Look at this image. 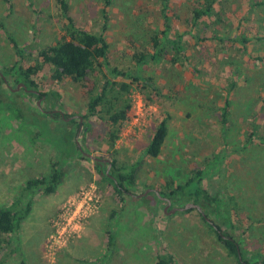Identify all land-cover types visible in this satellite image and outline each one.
<instances>
[{
	"label": "rangeland",
	"instance_id": "rangeland-1",
	"mask_svg": "<svg viewBox=\"0 0 264 264\" xmlns=\"http://www.w3.org/2000/svg\"><path fill=\"white\" fill-rule=\"evenodd\" d=\"M65 1L66 15L58 0H0V71L19 60L24 67L40 64L37 51L54 45L73 26L98 34L105 25L109 69L126 75L115 78L116 87L131 83V94L121 93L131 103V114L109 147L110 127L87 112L89 91L101 83L100 75L81 84L57 83L40 65L32 77L37 94L12 89V106L0 108V206H8L28 180L48 175L54 162L66 173L54 194L35 192L17 235L19 252L0 251V264H155L159 252L173 254L178 264H237L196 210L166 214L165 201L155 192L141 196L149 189L168 192L200 169L211 197L234 196L237 203L231 211L234 231L222 221L223 207L210 199L203 208L207 217L247 251L249 263L257 261L258 253L264 255V0H217L194 26L192 13L204 8V0H167V37L174 41L184 34V55L174 56L167 47L145 64L135 55L156 52L151 38L160 39L163 30L158 0ZM226 99L229 112L222 123ZM54 112L66 117L51 116ZM165 117L168 134L161 153L149 157L145 148ZM80 154L113 159L117 168L142 161L132 196L120 201L100 179L94 160H82ZM82 192L95 195L97 210L77 235L51 245L54 217ZM185 203L176 198L167 212ZM108 222L119 244L110 262L102 258Z\"/></svg>",
	"mask_w": 264,
	"mask_h": 264
},
{
	"label": "trees",
	"instance_id": "trees-1",
	"mask_svg": "<svg viewBox=\"0 0 264 264\" xmlns=\"http://www.w3.org/2000/svg\"><path fill=\"white\" fill-rule=\"evenodd\" d=\"M204 1V8L198 7L194 9L192 13V20L194 21L193 26L196 24L195 21L199 18L204 15H209L212 12L217 0ZM58 3L62 14L66 15L68 12L66 1L58 0ZM158 4L163 25V30L160 33L162 39H159L156 34L151 38L152 46L156 52H144L135 55V59L139 64H145L159 58L167 47L174 50V56L184 55L185 49L182 45L184 34L175 36L174 41H170L167 37V32L170 30L167 0H158ZM105 32V25L102 28V32L98 34L73 26L72 29L67 30L65 35L54 45L43 47L37 51V58L40 64L24 67L23 64H21L22 61L19 60L11 67L1 70L0 72L3 76H0V108L3 107L6 108L5 110H8L10 106H12V103L8 100L12 96V89L18 84H24L28 90L38 91V85L32 77L37 73L40 65H45L51 70V78L57 83L65 79H70L73 83L81 84L88 81L92 75L96 77L100 75L101 80L99 81H101V83L89 91L87 112L89 116H96L110 127L107 133V144L109 147H113L116 140L119 138L121 123L131 114V103L123 99L121 93L130 95L132 88L131 83H121L119 89L116 87L117 83L115 82V78L126 77V75L116 69H109L108 55L110 46L106 40ZM10 41L13 43L18 57L21 59L22 51H20L12 38H10ZM244 42L245 39H242L243 44ZM173 61L175 64L177 58L174 57ZM133 80L139 81V78L134 77ZM141 80L143 85L148 84L151 87V83H148V79ZM39 96L42 97L45 95L42 94L38 95V97ZM145 100L147 102L150 101L148 98H145ZM222 110V123H225L229 112V101L227 99L224 102ZM18 113H21V111ZM50 115L53 117H61L57 112L51 113ZM64 116L66 117V115ZM168 119L169 117L163 118L154 129L149 143L145 148V155L152 158H156L160 155L168 134ZM80 158L82 160L89 159L83 154H80ZM99 159L101 161H94V168L100 179L111 185L120 201H123L124 197L132 196L130 190L136 187L142 161H136L132 164L117 168L115 160L111 159L107 163L103 162V158ZM108 165L111 166V170L107 173L103 168ZM65 173L66 170L61 166V163H52L48 175L28 180L21 189L19 195L15 197L8 206H0V251L7 249L10 253L19 252L17 235L19 234L22 222L31 212L33 195L38 191L45 195L54 194L59 185L62 184ZM204 174L205 170L200 169L192 173L190 177H187L182 185L175 186L168 192L159 191L158 193L161 197L169 201L182 198L187 203L200 206L202 213H199L196 209H188L185 212L188 213L191 210H196L203 223L216 236L217 240L221 242L227 255L234 258L237 264H264V255L261 253L257 254V261L249 263L246 259L247 251L240 247L232 236L223 231L220 226L213 223L207 217L203 208L206 201L210 199V201L223 207L225 216L222 221L231 231H234L235 225L232 221L231 211L236 210L237 203L235 202L234 196H229L224 199L220 197H211L201 184L204 179ZM202 214L205 217L202 216ZM113 217L112 213L110 220H112ZM206 219L211 223H208ZM104 234L106 253L102 258L110 262L116 257L119 244L115 230L109 222L105 226ZM238 252L240 253L241 261ZM155 264H178V261L173 254L159 252L156 256Z\"/></svg>",
	"mask_w": 264,
	"mask_h": 264
},
{
	"label": "built area",
	"instance_id": "built-area-1",
	"mask_svg": "<svg viewBox=\"0 0 264 264\" xmlns=\"http://www.w3.org/2000/svg\"><path fill=\"white\" fill-rule=\"evenodd\" d=\"M83 198H71L58 211L52 221V233L49 237L51 245L65 244L71 237L77 235L81 228V223L97 210V199L87 196L84 192L80 193Z\"/></svg>",
	"mask_w": 264,
	"mask_h": 264
},
{
	"label": "water",
	"instance_id": "water-1",
	"mask_svg": "<svg viewBox=\"0 0 264 264\" xmlns=\"http://www.w3.org/2000/svg\"><path fill=\"white\" fill-rule=\"evenodd\" d=\"M0 76H1V77L3 76V75L1 74V72H0ZM19 88H23L24 91H27V92H31V93L37 94V92L34 91V90H28V89L24 86V84H18L17 87H16V90H18ZM39 103H40V101L37 102V106H38V107H39ZM58 113H59V115L61 116V118L64 119V115H63V113H61V112H58ZM72 118H75V116H73V117H71V118H69V119H72ZM79 121L82 122V118H80ZM84 155L87 156V157L90 158V159H93L94 161H101L100 159H98V158H96V157H94V156H91V155H89V154H84ZM105 161L108 163L107 160H105ZM109 167H110V165L108 166V168H109ZM107 172H108V171H107ZM152 191L155 192V194H156V195H157L162 201L167 202V205L164 207V213H166V214H173V213H176V212H183V211H186V210H188V209H196L199 213H202V210H201L200 206H198V205H196V204H193V203H187V204H185L183 207H175L174 209H171V210H169V211L167 212L168 208L170 207V201H169L168 199L164 198V197H161L157 191L149 189V190H146V192H145L144 194H142L141 196H144V195H146L148 192H152ZM202 216H204V215L202 214ZM204 217H205V216H204ZM206 221H207L208 223H211L208 219H206ZM238 256H239V259H240V261H241V257H240V253H239V252H238Z\"/></svg>",
	"mask_w": 264,
	"mask_h": 264
},
{
	"label": "flooded vegetation",
	"instance_id": "flooded-vegetation-1",
	"mask_svg": "<svg viewBox=\"0 0 264 264\" xmlns=\"http://www.w3.org/2000/svg\"><path fill=\"white\" fill-rule=\"evenodd\" d=\"M165 204L167 205V202H165ZM166 205H165V206H166Z\"/></svg>",
	"mask_w": 264,
	"mask_h": 264
}]
</instances>
